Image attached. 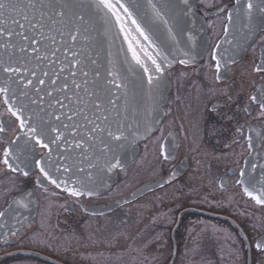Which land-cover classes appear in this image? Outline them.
Returning <instances> with one entry per match:
<instances>
[{"label": "flooded vegetation", "instance_id": "1", "mask_svg": "<svg viewBox=\"0 0 264 264\" xmlns=\"http://www.w3.org/2000/svg\"><path fill=\"white\" fill-rule=\"evenodd\" d=\"M246 3L196 0L206 51L167 71L163 116L103 192L47 179L49 147L0 94V264H124L133 247L135 264H264V204L245 192L264 186V13Z\"/></svg>", "mask_w": 264, "mask_h": 264}, {"label": "water", "instance_id": "2", "mask_svg": "<svg viewBox=\"0 0 264 264\" xmlns=\"http://www.w3.org/2000/svg\"><path fill=\"white\" fill-rule=\"evenodd\" d=\"M13 2L19 3L30 16L33 14L25 7L28 0ZM46 2L65 12L64 22L57 23L55 30L50 31L53 26L51 21H46L44 33L54 37V43L49 39L32 44L19 35L9 36V32L22 31L11 21L15 18L25 23L23 13L5 11L3 17H0L8 21L7 24L0 23V29H6L0 35V45L8 43L15 46L7 49L0 47V62L20 69L19 72L6 74L3 67H0V87L4 86L7 77H11L7 98L15 108L23 107V118L28 129L37 127V131L41 133L40 138L49 145L51 153L46 155L45 166L59 186L65 189L77 188L87 193L103 192L111 186L116 169L136 157L137 141L147 137L163 116V106L169 91L167 71L181 60L196 61L205 53L206 25L196 12V0H189L190 7L181 3V0H151L152 4L161 9L167 24L155 17L149 0H120L123 4L139 3L140 7L134 10L136 19L148 31L160 51V56H156V49L149 47L140 38L145 50L157 58L162 69L155 72L151 61H148L153 75V83L149 85L148 74L132 61L123 33H119L116 26L105 31L104 12L95 7V0ZM64 5L67 7H62ZM43 11L47 13L49 10L45 8ZM78 15H83L85 21H79ZM128 26L134 27L131 24ZM77 28L80 29V34L72 41L71 36L76 35ZM25 34L33 35L31 31H26ZM132 36L135 38L137 33L133 31ZM21 45L26 47V53L19 51ZM33 48L39 51H33ZM38 56L43 59H37ZM163 56H167L169 62L162 61ZM113 71L119 74L116 85H122L121 87L108 83L113 79L109 75ZM45 72L48 73L47 76L43 75ZM83 72L88 75L85 77ZM29 80L31 84L28 83ZM40 80L45 82L41 84ZM73 80L81 85L80 89L75 88ZM65 84L67 88H63ZM77 99L81 101L79 104ZM109 99L116 101L115 108L108 103ZM58 100L60 103H57ZM93 101L102 102L106 110L94 109ZM77 110L82 115L77 116ZM83 113L105 131L93 133L91 129L94 125L84 120ZM103 115L108 116L107 122L98 118ZM57 116L60 117L59 120L56 119ZM69 116L72 117L71 120L68 119ZM117 124L124 127L126 140L112 141L108 137V129L116 131ZM53 128L58 129V132H53ZM86 132L88 135H85ZM89 135L94 139H89ZM106 143L111 146V151L107 154L103 152ZM77 144L82 147H76ZM109 161L111 165L117 166H112L109 170ZM65 167L70 168V171H65Z\"/></svg>", "mask_w": 264, "mask_h": 264}, {"label": "snow or ice", "instance_id": "3", "mask_svg": "<svg viewBox=\"0 0 264 264\" xmlns=\"http://www.w3.org/2000/svg\"><path fill=\"white\" fill-rule=\"evenodd\" d=\"M181 3H183L185 6L190 7L189 5V0H181ZM237 3H239V0H237ZM149 4L152 7V11L155 15V17L159 20H161L163 23L167 24L168 21L164 18L161 9L157 8L155 4H152L151 0H149ZM27 9H29L33 14L30 16L27 12H24V8H22L19 3L13 2V0H0V17H3L5 11L7 12H20L23 13V20L25 23H21L19 20L13 18L11 23L17 25L22 31L20 32H9L8 35L11 36L12 34L19 35L24 41H30L32 44H38L41 42V40H51L53 43L55 42L54 37H49L46 36L44 33V29L46 27V21H51V24L53 28L51 30H55V25L57 23H63V17L65 16V12L61 9H56L54 5L50 2H46V0H28L27 4L25 5ZM62 7H67V5H64ZM95 7L101 11L104 12L103 15V23L105 25V31H110L111 27L116 26L118 27V32L123 33L124 39L128 42V48L127 51L131 53V59L132 61L135 62L136 65H139L140 68L143 69L144 73H147V82L149 85L153 83V75L152 69L149 68L148 66V61H151V65L155 69V72H160L162 71L161 69V64L158 63L157 58L155 56L150 55L144 48V46L141 44V39L143 41H146L148 43L149 47H152L156 49V56H160V51L156 47L155 42L153 41L152 37L149 35L148 31L142 27V25L138 22L135 16V9H138L140 7L138 2H133L129 4H123L120 3V0H115V3L113 0H95ZM47 8L49 11L46 13L43 11V9ZM255 11H259L261 13H264V0H258V2H254V0H247L246 3V14L249 17V20H251L252 15ZM38 14V15H37ZM54 17H59L60 19L57 20ZM229 20L231 21V14H229ZM77 19L81 22L85 21V17L83 15H78ZM0 23L7 24V20L0 19ZM131 24L134 26L133 28H130L128 25ZM6 29H0V35L4 34ZM26 31H31L33 33L32 36L26 35ZM135 31L137 33V36L134 38L132 36V32ZM169 32H171V29H169ZM225 32L227 33V29H225ZM80 34V29H76V35H72L71 39L72 41H75L77 37ZM37 36L39 39H37ZM87 39V37H85ZM15 47L14 45H9L8 43H5L3 45H0V47H3L4 49H7L9 47ZM19 51L21 53H26V47L24 45H21L19 48ZM33 51H39V49L33 48ZM12 55H15L13 53ZM73 55H78L77 53H73ZM187 55V53H185ZM215 58V57H214ZM11 59V56L9 57ZM37 59H43V57H37ZM127 59V57H126ZM162 61L164 62H169L167 56L161 57ZM76 63H79V61H76ZM95 63V61H93ZM180 63H187L185 60H181ZM0 67H3L4 73H16L19 72L20 69L16 67H12L11 64H3L0 62ZM220 63L217 61V68L219 69ZM264 67V66H262ZM262 67H258L256 70L260 71L262 70ZM35 75V73H33ZM43 75L47 76L48 73L45 72ZM75 75V73H73ZM83 75L86 77L88 75L87 72H83ZM99 75V73H97ZM109 75L113 77L112 80L108 81L109 84L116 85V77L119 75L116 72H110ZM11 81V77H7L4 81V86L0 87V94H6L9 92V83ZM45 81L40 80L39 83L43 84ZM55 83V81H52ZM29 84L32 82L29 80ZM73 85L75 86L76 89H80L81 85L76 83L75 80H73ZM87 84V81L84 82ZM117 87H121L122 85H116ZM63 88H67V84L63 85ZM63 88L61 90H63ZM27 95V93H24ZM93 93H90V95ZM252 99H256L253 97ZM35 103V101H32ZM78 104L81 102L79 99L76 101ZM5 103H9L8 98L5 99ZM57 103H60L58 100ZM109 104L113 106V108L116 107V101L113 99H109L108 101ZM92 106L94 109L104 111V105L102 102H92ZM264 107V103L261 105ZM9 112H11L12 115L16 116L17 119L20 121V126L21 128L25 127V119L23 118V107L18 108L16 111H13V105L10 104ZM77 116L82 115V112L80 110H77L75 113ZM83 118L86 120L88 123L93 124V128L91 131L93 133H103L105 131L104 128H102L99 124H96L94 120L90 119V117L86 114L83 113ZM99 119H102L103 121L107 122L108 121V116L103 115L98 117ZM27 119H31V117H27ZM57 120L60 119L59 116L56 117ZM68 119H72L71 116L68 117ZM139 126L137 125L136 128ZM30 132L32 133L33 139L36 140V143L40 144L41 147L48 148L49 145L47 143H44L39 137L41 133L37 131V127H30ZM135 130V129H134ZM4 128L3 126H0V132H3ZM53 132H58V129L53 128ZM85 135H88L86 132ZM108 137L111 138L112 141H121L122 139L126 140L127 136L125 135V129L122 125L117 124L116 131H112L110 128L107 131ZM89 139H94L92 136H88ZM59 139V137H57ZM55 142V140L53 141ZM103 143V141H102ZM76 147H82L81 144H77ZM109 151H111V146L110 144H105L103 148V152L107 154ZM49 153H51V149H49ZM12 156L11 150H6L4 153V161L3 163L8 165L10 168H12L13 171L16 170L15 167H13L9 163V157ZM15 158V157H13ZM167 158V156H165ZM36 164L40 167V172L47 178L49 179L53 184H57L59 187V183L57 182L56 179H53L50 175V173L46 170V168L43 166L42 161H36ZM95 167V165H92ZM107 166H109V170H111L112 166H117V165H111V162L109 161ZM18 167V166H17ZM65 171H70V168L65 167ZM57 171L59 169L57 168ZM83 171V169H81ZM24 175H28L27 172L24 173ZM241 175H244V173H241ZM78 183H82L79 182ZM67 191H70L71 195L73 196H80L83 195V193L77 189V188H72V189H67ZM254 191L256 189H253V191H249V189L246 187L245 192L254 198L257 203L264 204V186L259 189V195H254ZM89 195H92L91 192L88 193ZM5 215L4 212H0V217H3ZM260 247V245H258Z\"/></svg>", "mask_w": 264, "mask_h": 264}, {"label": "rangeland", "instance_id": "4", "mask_svg": "<svg viewBox=\"0 0 264 264\" xmlns=\"http://www.w3.org/2000/svg\"><path fill=\"white\" fill-rule=\"evenodd\" d=\"M111 237V236H110ZM132 238H133V236H131ZM82 243H83V241L81 240V239H79ZM130 240H132V239H130ZM83 246H86V247H93L94 246V244H83ZM129 247L128 248H130V246H132L133 247V243L132 244H130V245H128ZM140 250V249H139ZM136 251H137V247H133V249H131V251H129V252H127V250H126V252L125 253H121V254H119V257H122V261L124 262V264H129V262H130V257H129V254L128 253H130V254H132L133 256H134V252H135V257H134V259L132 260V262L130 263V264H135V262L137 261L136 259H137V253H136ZM164 256V254H162V256L161 257H163ZM150 261V258L147 260V262H149ZM199 262V261H197V259H193V258H189L188 260L187 259H184V263L183 264H187L188 262ZM231 261H229V259L228 260H225V264H231L230 263Z\"/></svg>", "mask_w": 264, "mask_h": 264}]
</instances>
